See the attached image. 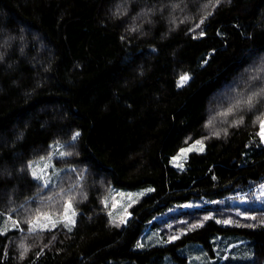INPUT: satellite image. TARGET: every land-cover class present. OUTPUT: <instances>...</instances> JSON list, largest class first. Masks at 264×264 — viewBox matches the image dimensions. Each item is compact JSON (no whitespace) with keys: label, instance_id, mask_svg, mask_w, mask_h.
I'll list each match as a JSON object with an SVG mask.
<instances>
[{"label":"trees","instance_id":"16d2710c","mask_svg":"<svg viewBox=\"0 0 264 264\" xmlns=\"http://www.w3.org/2000/svg\"><path fill=\"white\" fill-rule=\"evenodd\" d=\"M214 5L0 0V212L19 222L0 231V264L186 263L181 246L198 242L215 257L219 239L216 264H264V207L241 214L224 202L264 182V97L243 103L264 89V0ZM197 141L204 149L177 165ZM59 148L66 169L45 185L30 163ZM145 184L154 188L126 224H112V186ZM205 196L216 203L182 206ZM69 198L73 227L29 231L40 214L63 215ZM180 216L188 229L178 239L137 247Z\"/></svg>","mask_w":264,"mask_h":264},{"label":"rangeland","instance_id":"374dc122","mask_svg":"<svg viewBox=\"0 0 264 264\" xmlns=\"http://www.w3.org/2000/svg\"><path fill=\"white\" fill-rule=\"evenodd\" d=\"M262 141V140H261ZM201 142V141H200ZM264 143V141H262ZM204 149V144L201 143H192L186 147L183 148V150L180 153V156L176 157V164L182 166L184 165V161L182 160L186 158L192 151ZM57 152H63V149L55 150L52 154L48 156H43L40 158H37L33 161H31V169L33 171V168H36L37 171H39L41 168H44V165L47 164L49 167L44 169V179L48 180V184L54 183L59 175L66 169V166L59 165L56 162V157L59 155H56ZM187 155V156H186ZM38 165V167H37ZM41 180V179H40ZM44 182V180H41ZM152 184H145L143 186L137 187V188H129V187H122V186H116L113 185L110 192L105 196L104 198V205L106 206L107 210L109 211V215L111 217L112 224L122 226L126 224L127 220L131 217L130 209L131 207L143 196L147 195L153 190ZM237 197H230L229 200L224 202H232L236 209L240 211L242 214H248L247 207L251 205H256L260 207H264V182L259 184L258 186H255V188L250 189L247 192L239 193L238 195H235ZM216 203L215 200H213L210 197H203L201 199L192 200L189 202L184 203L182 206L183 208H201L203 206ZM217 206V205H215ZM75 210V208L72 205L71 209H68L67 214L69 216L72 215V211ZM76 215L72 217L77 219V211L75 210ZM208 216H213L215 218H219L216 214L217 211H207ZM216 216H215V215ZM64 215V214H63ZM63 215H54L52 213L47 214H40L38 215L40 217L39 220H37V217L33 219L27 226L29 229L33 223L37 225V227L48 224L50 227V220L48 217H51V220L56 221L60 220ZM162 215L159 216L161 218ZM11 217V219H9ZM171 217V216H170ZM169 217V218H170ZM14 221H17V219L11 215V214H5L0 212V231H4L5 228L8 230L12 229V224ZM187 221L186 217H178L175 220H169L165 223L159 224L157 226L150 227L146 230V233L144 234L141 242L138 244L137 247L139 248H145L151 245L155 244H165L168 242H172L171 238L173 236L178 237L180 234H182L184 231L188 229L187 226H185V223ZM62 223H57V225ZM64 224V223H63ZM68 227H73L72 225H69ZM177 230V231H176ZM228 238V237H227ZM220 240V239H219ZM216 240V248H217V255L215 257L209 255L207 251L203 248V246L198 242H191L187 244L186 246H181L179 248V251L183 254H186L188 256V262L182 263L181 261H173L171 258L167 257L159 264H216L222 259V254H224L225 249L227 248L226 240L223 239L221 241ZM236 241V240H234ZM235 242L232 244V246L229 247L231 250L235 246Z\"/></svg>","mask_w":264,"mask_h":264},{"label":"snow or ice","instance_id":"6c2138e0","mask_svg":"<svg viewBox=\"0 0 264 264\" xmlns=\"http://www.w3.org/2000/svg\"><path fill=\"white\" fill-rule=\"evenodd\" d=\"M221 2V0H215V5L214 6H218L219 3ZM204 19L205 18H202L199 23L196 25V27H200L201 24L204 23ZM201 35H203V33L201 32ZM189 79V76L187 74L183 75L180 77V80H179V83H178V86H182L187 80ZM258 97H264V89H261L259 92H253L251 93L246 100L243 101V103L251 106L253 104V102L258 98ZM233 111L232 108H230L228 110L229 113H231ZM236 124H239V123H242V120L240 121H236L235 122ZM80 134L77 132L75 133V135L73 136V140H75ZM216 135H219V133H216ZM257 135L260 137V139L262 141H264V120H261L260 121V131L257 133ZM196 143H201L200 141H197ZM202 150V149H201ZM56 155H59V156H63L65 155V153L63 152H57ZM38 167V165H37ZM49 167V165L45 164L44 165V168H41L39 171H37L36 168H33V171H32V176L34 178H37V179H41V180H44V183L45 185L48 184V180L44 179V169ZM72 208V201H71V198H69V200L67 201V204H66V207H65V211H64V215L63 217L60 219V220H56V221H53L51 220V217L49 216L48 219L50 220L51 224H50V227L51 228H55L56 227V224L57 223H64L65 226H69V225H72L74 226L75 225V219H73L72 217H74L76 215V212L75 210L72 211V215L69 216L67 214L68 212V209H71ZM211 217H205L204 219H210ZM9 219H11V217H9ZM40 217L38 216L37 217V220H39ZM220 223H224V224H231L233 223V221L231 220H224V221H218ZM202 225H199V224H193L191 227L193 229L195 228H198ZM12 227L13 228H18L19 227V222L18 221H14L13 224H12ZM38 230H49V225L48 224H44V225H41L39 227H37V225L35 223L32 224V226L29 228V231L30 232H35V231H38ZM4 231H8L7 228L4 229ZM172 240H175V239H178V237L176 236H173L171 238Z\"/></svg>","mask_w":264,"mask_h":264},{"label":"bare ground","instance_id":"6f19581e","mask_svg":"<svg viewBox=\"0 0 264 264\" xmlns=\"http://www.w3.org/2000/svg\"><path fill=\"white\" fill-rule=\"evenodd\" d=\"M57 144H58V143H57ZM56 146H57V145H56ZM60 146H61V145H60ZM60 148H61V147H60ZM57 150H58V149H57ZM186 156H187V155H186ZM58 205H60V204H56L55 207H58Z\"/></svg>","mask_w":264,"mask_h":264}]
</instances>
